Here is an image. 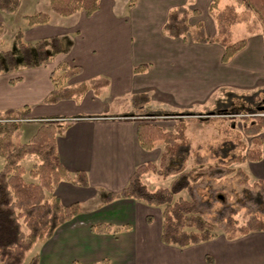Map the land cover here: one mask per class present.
<instances>
[{
	"label": "crops",
	"instance_id": "0c3cea01",
	"mask_svg": "<svg viewBox=\"0 0 264 264\" xmlns=\"http://www.w3.org/2000/svg\"><path fill=\"white\" fill-rule=\"evenodd\" d=\"M212 1L136 0L129 7V0H100L98 10L89 17L82 12L59 17L50 11L49 23L30 27L25 20L19 29L28 44L57 37L62 52L45 66L0 73V112L16 110L30 125L39 120L73 119L57 137L58 157L67 172H83L87 181L85 186L70 182L56 186L55 195L61 204H78L80 213L58 227L50 239L36 243L39 264H93L103 260L108 264H208L206 257L210 264H264V232L233 240L218 233L198 245L168 246L160 241V224H153L149 206L131 199L103 202L107 193L125 188L137 166L154 163L161 154L153 159L154 149L145 151L138 144L137 126L144 123L133 117L136 109L130 103L132 95L147 94L148 111L166 106L180 112L193 106L191 96L198 87L244 91L264 84V25L253 34L246 32L245 24L233 25H244L246 45L226 64L221 61L223 48L216 43L198 44L163 35L171 9L196 10L198 14L189 17V24L194 26L202 22V13L210 15ZM40 3L48 5L47 0H19L16 12L0 11V36L6 31L4 17L22 8L34 10L23 17L34 15L39 13L35 10ZM204 29L210 38L217 34L216 24L210 30L204 25ZM60 63L80 69L64 84L66 87L93 79H101L106 85L98 95L89 90L78 101L47 103L54 89L51 74L59 75L56 68ZM139 65H147L146 71L134 73ZM263 135L262 159L238 167L251 182L264 184ZM94 200L98 203L85 209L84 205ZM99 223L128 227L116 234L93 233L90 227Z\"/></svg>",
	"mask_w": 264,
	"mask_h": 264
},
{
	"label": "trees",
	"instance_id": "16d2710c",
	"mask_svg": "<svg viewBox=\"0 0 264 264\" xmlns=\"http://www.w3.org/2000/svg\"><path fill=\"white\" fill-rule=\"evenodd\" d=\"M135 1L129 0L128 6L132 7ZM219 1L213 0L209 6V14L214 19L217 30L214 37L207 36L202 22L199 21L194 26L189 24L190 15L198 13L185 7L173 8L168 12L162 29L163 35L172 39H189L198 44L216 43L223 48L222 63H228L246 45L245 37L232 41L231 26L245 24L248 34L256 33L259 27L258 22L253 20V15H256L264 25V0H235L233 4L222 9L218 7ZM47 2L51 13L59 17H68L77 12L89 17L98 10L100 0H47ZM18 6L19 0H0L1 12L14 13ZM24 19L30 27L44 25L49 23L50 13L39 12ZM2 32L3 27L0 23V35ZM14 38L16 53L10 49L0 50V73H14L45 66L62 52L57 37L28 44L23 41L21 30H18ZM146 69L147 65H139L133 72L142 73ZM56 70L59 75L53 77V73L51 74L54 89L45 100L47 103L69 99L78 101L89 90L98 95L100 89L106 85L101 79H93L87 83L66 87L64 84L78 75L80 69L69 68L65 63H60ZM15 81L17 80H11V83ZM130 103L136 110L145 109L149 103V96L132 95ZM263 106L264 104L257 107L252 114L245 111L248 116L243 122L240 134L236 135V138L223 139V142L234 141L238 147L237 154L227 163L225 170L219 166L199 168L197 171L186 170L192 150V142L186 133L187 122L177 121L172 130L146 123L139 124L137 141L143 150L151 151L157 146H163L159 164L156 166L146 163L137 166L125 188L119 193H107L103 202L131 199L141 201L149 207H162L160 241L164 245L185 248L208 242L218 235L214 227L203 219L193 191L205 182L207 176L216 173H219L218 177L232 175L240 178L238 184L244 186L248 193L257 191L255 200L263 204L261 209L263 215L255 214L244 224L239 225L235 219L237 211L230 210L222 219L220 233L226 239L233 240L251 232H264V184L260 181L249 184V178L242 169L230 168L233 164L258 162L262 159L263 140L260 135L264 133ZM19 117L16 110L0 112V158L4 159V165L0 170V264H39L37 255L26 261V254L36 243L50 239L58 227L70 222L80 213L78 204L68 207L61 204L55 195L56 186L60 182L85 186L87 181L83 172H67L58 157L57 137L67 129L73 119L42 121L30 140L21 145L18 142L19 131L15 126L19 124L17 121ZM5 121L11 123L7 124ZM217 123L216 128L220 126L226 131L221 120ZM10 125L12 128L8 127ZM243 136L249 138L248 145L241 141ZM27 156H34L37 159L28 172L29 177L36 182H26L23 178L25 171L21 163ZM148 172L162 179L171 176L175 179L167 188L149 189L142 180L143 175ZM183 192H186L190 199L182 198L180 195ZM147 222H151L150 217H147ZM127 227L116 228L111 224L99 223L92 225L90 230L96 234H116ZM206 261L208 264L211 263L208 257ZM93 264L108 262L103 260Z\"/></svg>",
	"mask_w": 264,
	"mask_h": 264
},
{
	"label": "rangeland",
	"instance_id": "374dc122",
	"mask_svg": "<svg viewBox=\"0 0 264 264\" xmlns=\"http://www.w3.org/2000/svg\"><path fill=\"white\" fill-rule=\"evenodd\" d=\"M233 3L234 0H221L219 8L222 9L226 5ZM29 9L25 8L24 10L22 8L19 9L17 14L4 17L6 31L0 37V50L10 49L15 53L17 52L14 32L25 25L23 16L30 13V11H34ZM35 11L50 13V8L46 3L45 5L44 3H40ZM201 19L208 30L215 28V22L210 15L202 13ZM253 20L258 22V27H263L256 15H253ZM231 30L233 41L240 40L245 36L244 25L233 26ZM237 95L240 97H237ZM192 102L193 106L185 111L178 112L166 106H154L149 111L145 109L135 110L133 117L137 118L139 122L158 126L165 130H172L179 120L187 122L188 128L186 133L192 142V150L186 170L197 171L199 168L208 166H219V168L225 170L227 163L237 154L238 147L234 141L223 142V139L226 137L236 138V135L240 134L243 122L248 114H252L254 110L264 104V84H259L257 89L244 91L228 88H217L212 91L211 88L206 86L198 87L195 94L191 96ZM262 108L264 110V106ZM245 111L248 114H245ZM220 120L226 131L221 129L220 126L218 128L215 127ZM38 123L30 125L26 121H21L15 125L19 131L18 142L21 145L26 144L30 140L38 128ZM8 127L12 128L11 125ZM26 130L31 132L30 136ZM241 141L247 145L249 144V138L245 136L242 137ZM162 151L163 146H157L152 151L151 157L154 159ZM24 160L21 163L25 171L24 180L26 182H36L29 177L28 172L33 164L37 162V159L34 156H27ZM150 163L157 166L159 158L154 163ZM2 165H4V159L0 158V170L3 167ZM230 168H238V164H233ZM218 175L219 173L207 176L205 182L193 191L203 219L214 227L216 233L221 232L222 219L227 216L230 210L237 211L235 219L239 225L244 224L249 217L255 214L258 216L263 215L261 211L263 204L255 200L257 191L248 193L244 186L238 184L240 180L238 177H233L232 175L218 177ZM174 179V176L162 179L152 172H148L142 177L144 184L153 190L169 187ZM252 183L249 180V184ZM180 196L184 199H190L186 192H183ZM96 203H98V200L86 203L84 205L85 209L92 208ZM148 211L153 216V224L155 226L160 224L162 207H148ZM38 249L39 246L37 244L34 245L26 254V261L31 259Z\"/></svg>",
	"mask_w": 264,
	"mask_h": 264
},
{
	"label": "built area",
	"instance_id": "2783aa9c",
	"mask_svg": "<svg viewBox=\"0 0 264 264\" xmlns=\"http://www.w3.org/2000/svg\"><path fill=\"white\" fill-rule=\"evenodd\" d=\"M17 121H20V122H21V121H24V120H21V119H20V120H17ZM5 122H6L7 124H8V123H11V121H5Z\"/></svg>",
	"mask_w": 264,
	"mask_h": 264
}]
</instances>
